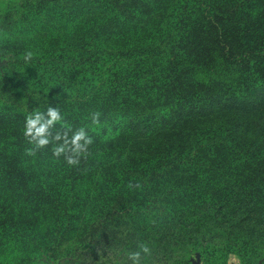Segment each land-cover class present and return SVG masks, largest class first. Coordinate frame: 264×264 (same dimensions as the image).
I'll return each mask as SVG.
<instances>
[{
	"label": "trees",
	"instance_id": "trees-1",
	"mask_svg": "<svg viewBox=\"0 0 264 264\" xmlns=\"http://www.w3.org/2000/svg\"><path fill=\"white\" fill-rule=\"evenodd\" d=\"M155 1L7 0L0 8V197L13 192L20 200L16 214L9 199L0 201L2 216H20L0 226L4 245L23 238L28 226L20 220L26 211H46V239L34 241L26 264H72L87 249L119 255L135 251V240L114 230L113 223L123 217L168 227V236L162 231L144 241L150 249L158 248L151 250L155 255L173 254L181 244H193L194 251L213 258L222 247H235L243 255L247 247L264 252V17L257 8L251 11V4L264 0H192V9L188 0L183 5L184 0H165L152 13L148 4ZM105 12L116 18L91 30L98 37L123 30L122 22L144 26L154 14L173 20L175 34L148 48V56L122 49L107 52L104 91L93 107L90 100L73 102L80 94H68L64 77L69 70L85 74L83 68L92 67L102 53H90L88 34L79 41L59 37L58 22ZM27 52L32 55L26 60ZM184 56L245 76L231 82L227 96L214 104L199 82H192V92L181 87ZM157 57L166 59L165 67ZM25 68L29 83L19 73ZM40 80L45 81L47 102L41 106L29 89ZM49 104L60 109L73 131L84 127L94 142L79 166L55 158L52 145L39 150L38 160L51 161L39 180L25 170L31 156L21 155L32 146L23 128L29 113ZM94 111L101 113L99 124L91 122ZM220 154L227 156L226 166L218 160ZM84 181L86 195L72 191ZM81 201L84 211L90 209L87 225L68 250L62 243L73 236Z\"/></svg>",
	"mask_w": 264,
	"mask_h": 264
},
{
	"label": "rangeland",
	"instance_id": "rangeland-1",
	"mask_svg": "<svg viewBox=\"0 0 264 264\" xmlns=\"http://www.w3.org/2000/svg\"><path fill=\"white\" fill-rule=\"evenodd\" d=\"M165 0H156L153 3H149L148 7L151 9L152 13L159 8V6ZM189 1L190 9H192V0ZM222 2L223 0H219ZM232 0H226V2H231ZM186 1L182 3V5ZM198 3L201 0H197ZM255 3L252 6L251 4V11L255 12V8H257V12L259 13L260 17H264V2ZM253 7V8H252ZM249 12V10H247ZM116 16L113 13L105 12L101 14H88L84 15L83 17L73 20V19H63L58 22L59 30L61 33L59 37L63 39H69L71 37H76L79 41L82 36L88 34V43L90 46V53H95V55L99 56L100 53L101 57L100 60L96 61V63L92 66L83 68L85 70V74L81 73H74V71H68V76L64 77L62 73L60 76L64 77L67 81L68 85L70 86V90L68 92L69 95H76L79 93V97L76 98L73 102H78L79 99L82 101L90 100V103L94 107V104H99L100 99L97 96H101V92L104 91L102 88L103 83L105 81V77L107 76V72L109 71V67H107L110 61H107L106 54L109 51L114 49H122V50H129L139 54L140 57L142 55L148 56L149 51L148 48H151L152 45H155L159 42H168L171 39V35L175 34V30L173 29L174 22L173 20H160L158 15H153V17L149 18L144 26H134L131 24H127L122 22L125 28L119 32L115 33H104L103 36L98 37L96 34L90 33L91 30L100 22L107 20V18ZM119 22L123 21L121 17L117 18ZM60 32V31H59ZM261 32V29H260ZM40 39V38H39ZM37 41L36 39L31 40V46ZM39 41V40H38ZM37 41V43H38ZM21 44H26V41H22ZM141 54V55H140ZM187 56V54H186ZM182 59V65L180 67V73H183L181 77L182 80H185V83L181 86H184V90H189L192 92V82L196 85L195 82L200 83V90L202 93L212 98L211 102H215L213 100H223L227 94L229 93V85L238 81H242L245 75H237V74H228L225 71H218L212 67L206 66L205 63H200L199 65L196 62H192L188 60L186 57ZM158 58V57H157ZM160 62V64L165 67L166 59L163 57H159L158 59L155 58L156 62ZM209 62V61H208ZM28 70L29 69H21L19 70L20 75L28 80V83L31 81L28 77ZM65 70V69H64ZM63 70V71H64ZM183 72H182V71ZM66 71V70H65ZM30 74H33V70L30 71ZM45 81L35 82V85L29 86L30 93L33 96L35 103L39 106L46 104V94L45 88L42 86V83ZM198 87V86H195ZM84 94V95H82ZM258 96H262L259 94ZM95 99V101H94ZM208 99H204V102H208ZM215 104V103H214ZM220 106V105H219ZM212 121L215 122L214 119ZM13 155V153H11ZM24 158L30 157L26 155H21ZM37 156H31V159H28V163L25 165V170L34 176H37L39 180H42L43 175L42 172L46 167L50 166L51 161L47 160H38ZM227 156L220 154L218 160L224 161L223 164H227ZM98 164H101L99 162ZM177 179L178 175H174L172 179ZM54 178L50 179V182L53 181ZM76 188V190H75ZM76 191L78 195H86L89 192V186L84 181L79 186L76 185L72 191ZM5 197L10 200L12 209L16 214L18 212V205L20 204L19 198L13 195V192H6L0 197V201L2 198ZM82 200V199H81ZM82 202V201H81ZM83 203V202H82ZM83 211L81 212V216H77L78 222L75 224L73 236L71 238L66 239L62 244H65V248L68 250L74 249L75 244L78 242V238L75 237V234H81L82 228H84L87 224L84 223L87 216H85L90 209L84 211L85 203L82 204ZM46 215L45 212L39 211L36 209L35 212L31 215V213L26 211L23 220H20V223H24V226H28V229L24 230L23 238L19 240V242H13L7 247L3 243V238L0 237V264H26L28 261L29 256L32 254V244L34 241L44 242L46 239V226L44 223V216ZM20 216H8L0 213V226L5 225L9 220H16ZM50 217V216H47ZM94 219V216H91ZM120 218V217H119ZM192 218V216H191ZM92 219V220H93ZM121 220L113 223L114 230L117 234L121 235V237H130L135 240L134 246H138V243L144 242L148 238H153V236H158L162 231L166 232L168 227L166 225L160 224L152 219H146L144 221H131L126 218H120ZM40 220V221H39ZM178 223L184 226L183 221H178ZM160 224V225H158ZM112 226H109L111 229ZM159 233V234H158ZM182 234H179L181 236ZM192 239V234H191ZM27 244V246H22V244ZM66 242H69L68 244ZM186 242H192V240ZM18 243H20L18 245ZM182 245V244H181ZM177 248L176 252L173 254H160L155 255L151 252V256H143L141 259V264H229L231 258H235L238 260L239 264H262V260L264 257V252L260 249H256L254 247H247L245 248L246 254L243 255L241 251L237 250L235 247H220L219 245L217 248H221L216 254L215 258L206 255L200 251H194V245H186L183 247ZM192 248V251L190 250ZM158 250L157 247H151V250ZM244 249V248H243ZM104 248L97 249L94 253H90L91 251L87 249L85 252L87 254L80 256V253L77 254L76 261L72 264H131L128 260L127 252L121 253V255L117 254L115 251L110 254L103 253ZM125 256V257H120ZM79 257V258H78ZM205 258L208 260L205 261ZM28 258V259H27ZM154 258V260H153ZM26 260V261H25ZM31 264H43L41 262H32ZM53 264V263H52ZM70 264V263H69Z\"/></svg>",
	"mask_w": 264,
	"mask_h": 264
},
{
	"label": "clouds",
	"instance_id": "clouds-1",
	"mask_svg": "<svg viewBox=\"0 0 264 264\" xmlns=\"http://www.w3.org/2000/svg\"><path fill=\"white\" fill-rule=\"evenodd\" d=\"M31 52L25 54V59L31 58ZM101 113H91L92 124H99ZM60 124V128L56 125ZM23 135L32 146L25 149V154L35 156L36 153L52 145V155L64 161L69 166H79L81 159H86L89 154V146L93 144V138L88 135L84 127L73 131L71 126L64 122V118L58 107L48 105L44 111L35 110L25 117ZM133 187V185H129ZM135 187H140L136 184ZM143 256H151V249L145 242L138 244L137 250L127 253L131 264H141Z\"/></svg>",
	"mask_w": 264,
	"mask_h": 264
},
{
	"label": "built area",
	"instance_id": "built-area-1",
	"mask_svg": "<svg viewBox=\"0 0 264 264\" xmlns=\"http://www.w3.org/2000/svg\"><path fill=\"white\" fill-rule=\"evenodd\" d=\"M229 264H239L238 260L235 258H231Z\"/></svg>",
	"mask_w": 264,
	"mask_h": 264
},
{
	"label": "crops",
	"instance_id": "crops-1",
	"mask_svg": "<svg viewBox=\"0 0 264 264\" xmlns=\"http://www.w3.org/2000/svg\"><path fill=\"white\" fill-rule=\"evenodd\" d=\"M7 0H0V8L3 6L4 3H6Z\"/></svg>",
	"mask_w": 264,
	"mask_h": 264
}]
</instances>
